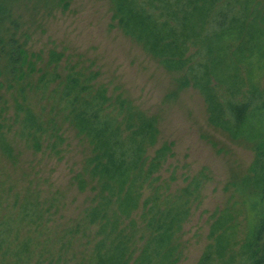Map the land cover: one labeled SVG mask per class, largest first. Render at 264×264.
Here are the masks:
<instances>
[{
  "label": "trees",
  "instance_id": "1",
  "mask_svg": "<svg viewBox=\"0 0 264 264\" xmlns=\"http://www.w3.org/2000/svg\"><path fill=\"white\" fill-rule=\"evenodd\" d=\"M71 2L0 0V264H178L209 176H165L174 154L158 117L81 55L33 44L36 19ZM108 9L171 75L168 98L194 90L207 125L252 152L231 169L196 264H264V0H108ZM65 129L82 152L68 186L84 201L70 217L65 193H43L31 158L62 159Z\"/></svg>",
  "mask_w": 264,
  "mask_h": 264
},
{
  "label": "rangeland",
  "instance_id": "2",
  "mask_svg": "<svg viewBox=\"0 0 264 264\" xmlns=\"http://www.w3.org/2000/svg\"><path fill=\"white\" fill-rule=\"evenodd\" d=\"M108 0H72L66 11L53 10L36 19L40 26L33 36L36 47L56 45L72 55H81L100 70V79L109 89L120 87L133 101L149 114L158 117L160 138L172 143L173 157L165 164V176L173 169L180 175L194 174L201 169L209 176L202 190V200L192 208L183 227V251L178 264H196L207 241L212 213L224 203L228 195L223 191L231 169L251 162L252 152L227 141L206 123L202 98L192 89H186L174 98L167 94L172 88L171 75L145 55L125 37L110 18ZM205 133L219 141L222 151L211 147ZM64 157L60 160L37 154L31 156L40 188L59 189L68 202L65 217L76 215L84 195L68 186L71 172L78 168L82 152L70 129H65ZM63 220V219H62Z\"/></svg>",
  "mask_w": 264,
  "mask_h": 264
}]
</instances>
